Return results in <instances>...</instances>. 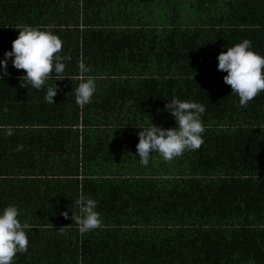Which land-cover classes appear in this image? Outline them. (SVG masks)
Returning <instances> with one entry per match:
<instances>
[{"label":"trees","instance_id":"trees-1","mask_svg":"<svg viewBox=\"0 0 264 264\" xmlns=\"http://www.w3.org/2000/svg\"><path fill=\"white\" fill-rule=\"evenodd\" d=\"M133 2L127 4L144 23L140 31L145 25L153 30V46L160 40L167 42L170 59L166 77L161 76L169 83L166 98L149 97L145 83L136 85L134 80L152 75L157 64L146 62L134 39L127 43L113 38L115 47L107 43L101 55L82 50L80 24L73 12L68 22L77 28L71 37L78 45L70 48L62 40L60 54L72 57L66 62L64 79L56 81L53 73L37 97L39 90L20 85L24 70L13 67L11 60L4 80L0 79V126L14 129L12 136H6L0 128V209L17 206V199L32 208L30 214H22L17 206L20 221L29 226V245L25 253L16 255L14 264H240L213 257L188 260L190 252L198 251L209 238L215 245L230 232V240L240 233L247 235L246 241L259 239L264 244V91L246 107L226 104L230 96L239 97L231 94L224 81L227 73L218 70L217 59L244 39L264 55V0H236L229 21L215 27L221 38L214 39L215 49L203 48L199 39H186L198 36L192 27L168 19L152 24L149 9L155 0ZM128 5L115 3L108 8L133 16ZM60 7L59 2L54 9L45 6V11ZM0 9L5 10L0 14V32L14 36L19 31L15 25H30L41 7L24 1ZM51 24L59 29L66 25L64 21ZM54 31L62 32L56 27ZM180 31L190 32L176 39ZM4 53L0 52V60ZM81 60L90 68L86 75L115 83L105 88L107 97L100 99L95 91L83 107L75 100ZM55 82V104H49L45 92ZM173 97L205 106L204 142L198 150L185 151L171 161L154 153L145 167L137 154L141 130L137 126L152 121L176 127L167 110L165 114L154 110ZM221 126L230 129L221 131ZM18 145L23 149L18 151ZM81 193L97 201L102 221L84 235L72 219L73 211L79 214L75 201ZM143 224L162 225L153 233L164 234L163 243L157 239V247H148L147 232L136 229ZM150 258L153 261H147Z\"/></svg>","mask_w":264,"mask_h":264},{"label":"clouds","instance_id":"clouds-1","mask_svg":"<svg viewBox=\"0 0 264 264\" xmlns=\"http://www.w3.org/2000/svg\"><path fill=\"white\" fill-rule=\"evenodd\" d=\"M19 35L12 42L11 50L4 53L0 60V79L8 73V64L11 60L13 67L24 70L20 77V85L25 88L42 89L51 75L55 73L56 81L62 80L66 62L72 57L61 55L62 39L55 33L54 25L33 26L21 25ZM218 70L226 72L224 81L232 88V93L239 97L241 107L264 91V55L252 48V41L244 39L227 51H222L218 57ZM80 71L79 84L75 88V100L80 107L90 103L95 91V80L86 75L90 68L81 60L78 63ZM57 85L50 84L45 92V101L55 104ZM166 110L176 121V127H161L151 121L144 126H137L141 130L137 133L139 142L137 154L141 165H149L152 154L158 153L165 161H171L182 156L185 151H196L203 144L205 127L202 115L206 108L203 104L191 100H181L173 97L168 100ZM3 111H7L4 108ZM6 136H12V126H0ZM23 149L18 145L17 150ZM79 214L73 211L72 219L78 226L81 235L100 227L102 221L97 211V201L81 193L75 201ZM63 215L67 218L68 212ZM26 223L19 219V209L9 204L0 209V264H14L16 255L28 250L29 238L26 232ZM62 229V228H61ZM60 229V230H61ZM59 230V231H60Z\"/></svg>","mask_w":264,"mask_h":264},{"label":"crops","instance_id":"crops-1","mask_svg":"<svg viewBox=\"0 0 264 264\" xmlns=\"http://www.w3.org/2000/svg\"><path fill=\"white\" fill-rule=\"evenodd\" d=\"M29 2L30 5L41 7L38 11V16L33 17V21L30 25L34 24H44L48 23L49 25L52 22H62L64 21L66 25L59 29V27L55 26L57 30H61L62 32H56L62 40H66V45L69 43L71 46H77L75 37H71V35L76 31V27L73 23L68 22L70 12L74 13V17L79 20V28H80V38L79 43L82 50L87 48V53H93L96 55H101V48L105 47L107 43H112L115 47V41L113 38H118L120 40H126L125 42H129V40H135L136 47L141 53V55H146V62L149 65L157 64V68L153 69L152 75H145L146 78H141L134 80L136 85L138 83H145L146 88L148 89V94L154 97H162L163 99L167 97L168 94V80L161 78V76H165V71L168 70L166 67L167 61L170 59V52L167 51L168 48L167 42L165 40H160L161 44L153 46L154 34L152 29L145 25L144 32H141V28L143 26L142 19L136 14L133 7L131 8L127 2L132 0H67V3L62 0H0V8H3L9 2ZM72 1V3H70ZM248 1V0H245ZM32 2V3H31ZM62 3L61 9L57 10V8L52 10L51 12L45 11V6L54 7L57 3ZM135 2V0H134ZM133 2V3H134ZM236 0H155L154 4H151L149 9L150 22L154 25L160 24L163 20H173L172 22H179L181 27L188 26L197 30L198 36L195 38H189L186 36V39H199L201 40V44L205 49L217 48L215 46L216 42L214 39L217 37V30L219 27L230 18V8ZM121 3L122 5H128L129 11H131V15L127 14H118L117 9L108 8V6H115ZM63 5L65 7H63ZM42 8H44L42 10ZM64 8V9H63ZM5 12V10L0 9V14ZM42 12V13H41ZM41 13V14H40ZM137 15V16H135ZM3 21L6 22V17H2ZM92 24L90 28L85 27V23ZM8 24V23H5ZM24 25L22 23L15 25L21 26ZM78 25V24H77ZM35 26H44V25H35ZM47 26V25H46ZM5 28L9 30L8 25H5ZM17 30H19L17 28ZM88 30V31H86ZM190 31H180L177 33L176 39H180L181 35H186ZM19 35V31H16L14 36L7 34V31L0 32V52H6V50H11L14 39ZM218 40L221 38L217 37ZM7 44V48H6ZM65 46V44H64ZM154 49V51H153ZM71 50V49H69ZM145 60V59H143ZM159 61V65H158ZM97 65V64H96ZM95 66V65H94ZM159 76V77H157ZM166 77V76H165ZM97 85V97L102 99L107 97L110 93L105 88L115 87V83L112 79H94ZM139 80V81H138ZM58 82L60 80H57ZM64 85V84H63ZM203 85V84H202ZM44 91L39 90L37 92V97H40ZM210 93H219L211 92ZM153 93V94H152ZM211 94V95H212ZM115 96V94H112ZM150 102V100H149ZM226 104H238L239 100L234 99V96H230L229 100H224ZM167 104V103H165ZM164 103H160L159 107H155V111H159V113H164L166 111ZM31 130H35L33 128H28ZM219 130L223 131L226 129H230L227 126L218 127ZM97 130V129H94ZM106 134V133H102ZM19 200V199H17ZM17 206L20 208V213L22 214H30L32 208L29 203H24V201H17ZM15 204V203H14ZM29 205V206H28ZM37 210L36 207H34ZM162 225H151V224H143L137 227L136 229L144 230L147 232V240L148 247H157V239H159V243L162 244L164 238V234H156L153 233L157 229H159ZM227 228V227H226ZM232 232L226 234L223 238V241H220L213 245L212 239L204 242L203 246L197 248L198 251L190 252V256L188 261L196 262V261H205L207 258L213 257L215 261H224V262H234L239 261L240 264H264V244L260 242L259 239L256 240H247V235L242 236L240 233H236V238L230 240ZM264 235V234H263ZM154 243V245L152 244ZM147 244L145 247H147ZM201 248H208V251L202 250ZM201 249V250H200ZM154 250V249H153ZM184 251V255L187 257V252ZM193 251V250H192ZM161 255V253H159ZM31 256H39L31 255ZM205 258V259H203ZM147 261H153L152 258Z\"/></svg>","mask_w":264,"mask_h":264}]
</instances>
